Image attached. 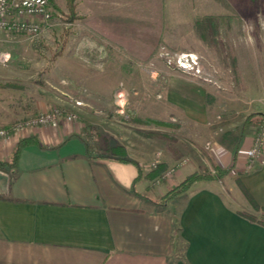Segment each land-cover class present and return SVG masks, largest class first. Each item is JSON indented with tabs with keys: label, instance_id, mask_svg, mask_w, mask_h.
Returning <instances> with one entry per match:
<instances>
[{
	"label": "crops",
	"instance_id": "1",
	"mask_svg": "<svg viewBox=\"0 0 264 264\" xmlns=\"http://www.w3.org/2000/svg\"><path fill=\"white\" fill-rule=\"evenodd\" d=\"M76 12L78 33L125 60H146L161 46L211 48L226 78H235L240 51H252V0H77ZM202 81L179 78L176 89L171 83L169 88L204 100L212 86ZM78 82L89 83L95 96L104 90L97 78ZM65 83L61 78L55 84L64 94ZM9 84L0 88L2 128L44 111L33 110L24 85ZM78 102L79 121L60 117L57 124L30 130L26 138L38 144L22 149L16 170L0 171V264H264V225L245 216L257 215L237 184L264 208V165L246 171L247 148L264 129V103L244 129L245 119L237 140L217 138L211 145V157L230 172L224 181L196 183L161 204L164 192L148 173L159 163L169 169L180 155L139 139L136 148L119 145L128 161L111 157L112 147L96 154L80 135L96 119ZM22 139L7 142L13 149ZM12 149L0 159L8 160ZM195 172V165H184L175 177L182 182Z\"/></svg>",
	"mask_w": 264,
	"mask_h": 264
},
{
	"label": "rangeland",
	"instance_id": "2",
	"mask_svg": "<svg viewBox=\"0 0 264 264\" xmlns=\"http://www.w3.org/2000/svg\"><path fill=\"white\" fill-rule=\"evenodd\" d=\"M51 4L52 21L43 26L39 34L0 33V84L24 85L21 92L31 96L33 110L40 108L58 112L60 117L78 121L82 115L77 109L80 106L78 100L87 102H83L82 107L90 110L96 123L84 126L80 135L96 154H106V149L120 144L136 148L137 139L144 142L150 140L166 146L168 154L180 155L177 163L169 168L193 164L197 171L194 174H221L213 181H224L230 172L219 168L211 157V145L216 143L217 138L225 137L226 142L237 140L245 119L261 109L264 103V0H252V51H240V63L233 73L235 78H226L228 74L220 64V57L211 48L193 51L161 46L146 60H125L114 51L96 46L90 38L74 29L75 22L70 23L68 19L67 0H51ZM244 23L242 20V27H245ZM164 52L198 55L202 75L182 73L170 66L163 56ZM61 78H65L68 87L66 94L55 85ZM96 78L100 82L98 86H104L103 92L97 94L99 96L89 91V83L80 86L78 82L79 79H86L95 83ZM179 78L202 83V79L208 81L212 88L205 102L194 92L186 99L178 90L174 92ZM170 83L174 85L171 91ZM192 88L196 90L197 87ZM198 90L203 91L201 88ZM80 91L85 94L82 98L76 97L75 92L79 94ZM174 94H179L180 98H172ZM174 102L177 104L170 105ZM44 111L34 112L27 118ZM152 116L159 122L175 126L137 121L152 119ZM15 148H10L8 142L0 143V154L5 155L12 149V156ZM248 165L246 171L251 172L247 169ZM163 176L161 179H150L164 192L158 200L161 204L177 198L170 201L163 199L184 181L179 182L175 176L170 179ZM239 181L237 184L241 188ZM254 210L257 216L252 217L264 220V213Z\"/></svg>",
	"mask_w": 264,
	"mask_h": 264
},
{
	"label": "built area",
	"instance_id": "3",
	"mask_svg": "<svg viewBox=\"0 0 264 264\" xmlns=\"http://www.w3.org/2000/svg\"><path fill=\"white\" fill-rule=\"evenodd\" d=\"M53 18L51 0H0V33L7 32L16 35L34 36L42 31L43 26H48ZM170 66L187 74L201 76V61L194 53L170 54L164 52ZM60 113L47 112L31 117L20 124L10 128H0V143L7 142L12 138H26L30 130H37L49 125L57 124ZM249 171L256 165H264V129L256 136L252 146L246 151ZM184 165L169 168L164 173L165 179H170Z\"/></svg>",
	"mask_w": 264,
	"mask_h": 264
},
{
	"label": "trees",
	"instance_id": "4",
	"mask_svg": "<svg viewBox=\"0 0 264 264\" xmlns=\"http://www.w3.org/2000/svg\"><path fill=\"white\" fill-rule=\"evenodd\" d=\"M67 7L68 10L70 12V16H69V22L70 23H74L75 21L79 20L80 17L76 12V6H77V0H67ZM11 84H0V88H7L10 87ZM138 122L142 123V124H149V123H154L157 125H168V126H175L173 124H167V123H162L159 122L157 120H152V119H146V120H137ZM251 122V117H248L245 124H244V129L245 127H247V125H249ZM32 144H38V142L33 138H25L20 140L17 144H16V148L12 154V156L5 161H0V171H14L17 169L18 167V162H19V158H20V154L21 151L24 147L28 146V145H32ZM108 153L110 154L111 157H114L115 159L121 160V161H128L127 159V150L124 146H116V147H112L108 150ZM102 156V155H100ZM168 169V166L166 164L163 163H159L154 165V167L150 170L149 174H148V178L149 179H161L163 174L165 173V171ZM221 177L220 175L217 176H211V175H202V174H192L190 176H188L181 184H179L176 188L171 189L164 197L163 199L165 201H170L172 199H174L175 197L187 192L188 190H190L192 188V186L198 182L201 181H213L216 178ZM240 182V181H239ZM241 188L243 189L244 193L246 194V196L248 197L250 203L252 204V206L258 210V211H262L264 213V208L260 207L255 200L252 198V196L248 193V191L243 187L242 183L240 182ZM247 217H249L252 221H256L260 224L264 225V220H258L255 217H250L248 215H245Z\"/></svg>",
	"mask_w": 264,
	"mask_h": 264
}]
</instances>
